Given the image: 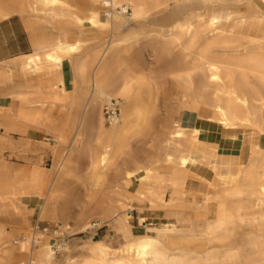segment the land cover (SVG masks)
I'll return each instance as SVG.
<instances>
[{
	"label": "bare ground",
	"instance_id": "bare-ground-1",
	"mask_svg": "<svg viewBox=\"0 0 264 264\" xmlns=\"http://www.w3.org/2000/svg\"><path fill=\"white\" fill-rule=\"evenodd\" d=\"M112 4L130 11L104 18L99 0H0V20L18 14L33 47L0 63V97L18 101L0 104V127L24 134L45 125L55 159L53 173L16 168L3 150L21 142L0 137V218L12 224L0 223V243L20 232L0 246V264L15 255L25 257L16 264L55 263L45 234L33 244L28 231L23 202L36 197L44 200L40 217L73 234L107 223L120 239L117 247L82 240L62 264H264V0ZM163 16L171 21L158 24ZM163 82L169 113L154 152L140 156L132 134L147 124ZM112 100L119 114L105 123ZM54 107L56 120L47 116ZM79 161L91 180L82 193L89 200L102 193L94 187L108 167L118 166L115 199L102 193L95 222L81 210L71 225L59 203L79 200L63 183ZM132 181L133 197L173 220L135 234L123 201Z\"/></svg>",
	"mask_w": 264,
	"mask_h": 264
},
{
	"label": "rangeland",
	"instance_id": "rangeland-1",
	"mask_svg": "<svg viewBox=\"0 0 264 264\" xmlns=\"http://www.w3.org/2000/svg\"><path fill=\"white\" fill-rule=\"evenodd\" d=\"M261 6L264 8L263 4ZM170 21L171 18L163 16L157 21V23L166 24ZM73 38L74 36L69 35V40H73ZM145 60L148 63H152V65L154 64L152 57L149 55L145 56ZM140 66V62H138L135 66L136 75L140 74ZM157 72H159V70ZM169 91L170 85L168 82H163L160 89L158 90L157 100L151 110L147 124L141 130L135 131L132 134V146L140 156H145V154L149 155L154 152L153 146L155 138L160 134L167 114L169 113ZM0 104L2 106H12L16 108L18 106V101L9 99L7 97H0ZM57 111L58 109L56 107L49 111L47 113L49 119L56 120L58 117ZM105 123H107V121ZM187 124L193 125L194 123L190 121ZM0 137H9L15 142H21L20 146L17 148H5L3 150L2 157L12 166L16 168L29 169L33 165H39L47 172H54L55 159L50 150V147L53 145L51 139H53L54 136L47 130L45 125L40 127L28 126L27 132L24 134H13L6 132L2 127H0ZM117 167L118 166H109L105 176L99 180L94 187L95 190L101 191L104 193V195H107L113 199H115L114 192L116 187L114 186V183L118 174ZM90 181L91 180L89 178L87 166L83 161H79L75 166H71L70 175L66 176L63 181L64 185L69 191L79 196L78 201H71V199H69L63 200V202L60 201L59 203L61 205L65 202L64 207H60V209L62 208L60 216L71 225H73L74 221L79 217L81 210L82 212H86L87 215L90 216V220L93 222H95L96 218L98 217L96 205L100 201L102 193H99L96 198L91 200L85 196H82V193L85 192V187H88ZM136 186L137 182L132 181L128 188L130 191V198H123V201L125 202V208L131 215L130 224L135 234H142L145 232L147 230L145 227H155L162 223H168L173 220L171 217L166 216L163 210L153 209L146 201H141L136 197H133L132 194ZM43 202L44 200L42 197H36V199L32 201L25 200L23 202L25 206L24 208L22 207V209H24V212L27 215V220L29 221L28 231L30 233H33L36 227H38L39 230L46 229L44 232L45 236H43V238L45 237L47 239L48 243L52 245L53 250L55 251L54 264H62L63 255L67 254V252L75 253L76 249L78 248L77 245L81 244L82 240H87L90 238H107L109 239L110 246L117 247L119 245L120 239L116 238L115 229L110 224L102 223L80 234H73V232L60 226V220L51 217H40L38 206L42 205ZM140 217L144 218L145 220L143 224L139 223ZM6 222V219L0 218V223L9 230H12V224ZM19 233L11 236L10 243L8 245H2L1 242L0 246H10L13 240H18ZM60 245L66 247V250L64 251L59 249L58 246ZM23 259H25V257L15 255L6 264H16Z\"/></svg>",
	"mask_w": 264,
	"mask_h": 264
},
{
	"label": "crops",
	"instance_id": "crops-1",
	"mask_svg": "<svg viewBox=\"0 0 264 264\" xmlns=\"http://www.w3.org/2000/svg\"><path fill=\"white\" fill-rule=\"evenodd\" d=\"M32 50V36L18 14L0 20V63Z\"/></svg>",
	"mask_w": 264,
	"mask_h": 264
},
{
	"label": "built area",
	"instance_id": "built-area-1",
	"mask_svg": "<svg viewBox=\"0 0 264 264\" xmlns=\"http://www.w3.org/2000/svg\"><path fill=\"white\" fill-rule=\"evenodd\" d=\"M100 8H101V14L102 17H110L114 11L122 10L123 13H128L129 8L124 6L125 8L120 7H114L112 4V0H99ZM104 117L108 122L115 120L118 117L119 109L115 102V100H112L109 104H106L103 108ZM46 229L39 230L38 227L34 229V237L32 238V243L35 244V242L40 241L42 239V235Z\"/></svg>",
	"mask_w": 264,
	"mask_h": 264
}]
</instances>
